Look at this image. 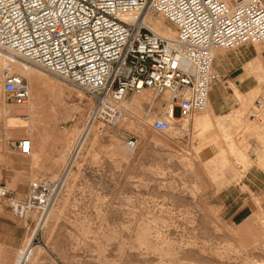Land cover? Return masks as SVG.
<instances>
[{
    "label": "rangeland",
    "instance_id": "rangeland-1",
    "mask_svg": "<svg viewBox=\"0 0 264 264\" xmlns=\"http://www.w3.org/2000/svg\"><path fill=\"white\" fill-rule=\"evenodd\" d=\"M255 50L264 70V45L216 51L213 69L243 71L249 88L223 84L227 77H221L211 119L195 126L204 116L196 114L165 134L154 133L151 124L163 118L167 94L155 101L147 90L128 95L114 105L122 119L86 125L93 104L29 68L44 103L55 106V122H38L30 118L29 104L14 106L5 98L0 81V174L19 162L12 146L24 138L33 139L32 161L48 152L59 155V168L70 166L38 225L35 211L27 220L13 217L25 228L24 242L15 251L0 246V264H16L33 239L22 264H264V106L254 108L264 99V71L255 67L245 74ZM10 119L21 124L8 130ZM130 137L137 140L134 149L127 146ZM2 185L24 201L28 186L17 196L14 185ZM0 207L8 209L4 200Z\"/></svg>",
    "mask_w": 264,
    "mask_h": 264
},
{
    "label": "built area",
    "instance_id": "built-area-1",
    "mask_svg": "<svg viewBox=\"0 0 264 264\" xmlns=\"http://www.w3.org/2000/svg\"><path fill=\"white\" fill-rule=\"evenodd\" d=\"M151 17L173 28L172 41L151 30ZM247 45H264V0H0L5 98L14 106L27 105L28 83L16 69L35 68L93 104L86 125L104 122L113 105L147 90L155 97L169 96L163 118L151 124L154 133H168L205 111L220 83L214 51ZM262 106L263 98L254 108ZM127 146L134 149L136 138H128ZM12 148L21 156L32 152L26 138ZM69 167L58 179L32 181L23 202L1 185L0 200L14 218L27 220L35 211L40 223Z\"/></svg>",
    "mask_w": 264,
    "mask_h": 264
},
{
    "label": "crops",
    "instance_id": "crops-1",
    "mask_svg": "<svg viewBox=\"0 0 264 264\" xmlns=\"http://www.w3.org/2000/svg\"><path fill=\"white\" fill-rule=\"evenodd\" d=\"M216 51H220V50H216ZM258 64L259 63L257 62V57L254 60L245 64V74L250 75L252 69L254 67L259 66ZM214 71L219 75L220 83L222 82V78L224 79L227 77L222 82L223 84H234V86L238 89H242L244 87L249 88L248 83H249L250 77L244 76L243 71L241 73L232 72L229 75H226L225 71H222V72L221 71L217 72L216 70ZM215 87L211 90V92L215 89ZM233 89L236 90L235 88ZM45 93H48L46 89H45ZM210 94H209L208 103L210 105V111L214 115L213 111L216 105L214 104L215 103L214 102L215 101L214 100L215 91H213L212 100H210ZM57 95L59 96L60 94H57ZM12 152L15 156H18L21 158L19 159L18 163L11 162V164H8L4 168H1L0 186L2 184L14 185L16 187L14 192L17 196L18 195L24 196L26 192V187L29 186L32 181L55 180V179H58L62 174L64 167L61 169L59 168V166H57V163H56L58 162V160H60L58 154L50 155L48 152H41L40 155L37 154L36 160L32 161V159L29 158L30 155L21 156L18 153H16L14 149ZM6 209H4L3 207H0V246L6 247L7 249L15 251V250H18L20 247H22V244L24 242L25 228L24 226H22L20 221L14 219L11 213L8 211V209L7 210ZM30 225H32V222ZM34 229L31 235L27 238L26 244L31 240L32 235L34 233Z\"/></svg>",
    "mask_w": 264,
    "mask_h": 264
},
{
    "label": "bare ground",
    "instance_id": "bare-ground-1",
    "mask_svg": "<svg viewBox=\"0 0 264 264\" xmlns=\"http://www.w3.org/2000/svg\"><path fill=\"white\" fill-rule=\"evenodd\" d=\"M149 24H150V28L153 32H155L156 34H158L159 36H161L162 38H165L169 41H172L175 37V33H172L171 29L172 28L169 24H167L164 20H162L161 18H157V17H151L149 19ZM170 27V28H169ZM173 29V28H172ZM174 31V30H173ZM258 45H255V47H257ZM216 51V50H215ZM214 51V52H215ZM255 55L257 57V62L259 63L258 67L260 70L264 71L262 69V66H261V54L258 50H255ZM2 68H3V61L2 59H0V69L2 71ZM255 68V67H254ZM28 69L29 68H26V69H23V68H17L16 69V72L18 74H20L21 76H23L27 83H28V88H29V91H30V101H29V106L27 107L30 114H31V117L32 120L36 119L38 122H43V121H52V122H55L56 118L54 116L55 114V106H50V105H46L44 103V101L42 100V95H41V92L39 91V88L36 87V80L38 81V77H34L33 80L29 79V73H28ZM255 73V72H254ZM43 78V77H42ZM0 79H1V73H0ZM261 79V78H260ZM41 80V79H40ZM1 81V80H0ZM43 83H47L48 81L45 80V78L43 80H41ZM263 85V84H262ZM233 89V88H232ZM258 91V89H255L254 91H251L249 92V94L247 95V99H249L254 93H256ZM141 94V93H140ZM139 94V95H140ZM238 98L240 97H243L242 95L240 94H237ZM257 94V93H256ZM145 95V94H144ZM255 95V94H254ZM147 96V94H146ZM140 99V98H139ZM243 99V98H242ZM156 100V97L154 96L153 97V100L152 101H155ZM123 103V101L121 102ZM119 103V104H121ZM134 103L136 104L137 101L134 100ZM27 104V105H28ZM25 105V106H27ZM245 105V104H244ZM243 105V106H244ZM245 107V106H244ZM113 111L114 113L113 114H109L108 116H106L107 118H112V119H122L123 118V115L121 114V112L119 111V108H117V106L115 107L113 105ZM201 114V113H199ZM202 114H204L203 117H200L196 120H194V125L197 126V125H200L202 121H206V120H210L211 117H212V112L210 111V105L209 103L207 104V107L205 109L204 112H202ZM201 114V115H202ZM105 117V118H106ZM195 117V116H194ZM193 117V118H194ZM55 118V119H54ZM7 119V118H6ZM26 118H24L25 120ZM25 122V121H24ZM23 122V124H24ZM17 124H21L20 122V119H10V120H7L6 124H5V127L8 129V128H12L13 126H16ZM27 125V124H26ZM185 126V124L183 125ZM17 127V126H16ZM22 127V126H21ZM35 127V126H33ZM212 127H214L212 125ZM216 127V126H215ZM33 129V128H32ZM213 128H211L212 130ZM220 129V128H219ZM10 130V129H8ZM35 130V129H33ZM16 131V130H15ZM20 131V130H19ZM209 131V130H208ZM35 132V131H34ZM200 132L202 133V131L200 130ZM204 134H206L205 132H203ZM208 134V133H207ZM202 135V134H201ZM230 138V137H229ZM30 141L33 143V139L30 138ZM221 141V140H220ZM31 143V144H32ZM233 145V144H232ZM230 147V146H229ZM129 149V148H128ZM238 153V152H237ZM234 154V152H233ZM239 154V153H238ZM224 155V154H223ZM236 155V153H235ZM243 157V156H242ZM240 161V160H239ZM244 162V161H243ZM236 167H241L239 165H237ZM51 212V211H49ZM42 221V220H41ZM39 223H37L38 225ZM29 249H27L26 251L23 250V251H20L19 252V255H18V260L16 262V264H22L23 261H26L28 256H29V253H28Z\"/></svg>",
    "mask_w": 264,
    "mask_h": 264
}]
</instances>
